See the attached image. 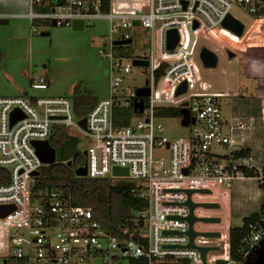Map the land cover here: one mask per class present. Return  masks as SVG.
Returning <instances> with one entry per match:
<instances>
[{"label":"built area","instance_id":"built-area-1","mask_svg":"<svg viewBox=\"0 0 264 264\" xmlns=\"http://www.w3.org/2000/svg\"><path fill=\"white\" fill-rule=\"evenodd\" d=\"M104 5L107 13L102 12ZM27 7L24 17L30 22L31 33L37 32L38 24L71 26L74 21L106 19L109 36L103 39L98 53L107 60L109 89L108 96L98 100L84 117L85 129L79 126L69 97H0V210L10 209L0 217V264H237L230 257L231 226L225 190L235 180L246 178L264 187V167L256 168L251 158L232 157L246 126L234 118L225 132L222 100L228 92L211 91L209 84L199 80L198 71L203 68L199 52L205 47L214 53L211 47H215L227 60L229 51L235 59L242 56L215 30H224L221 23L232 9L247 11L251 16L261 12L256 19L264 20V2L27 0ZM135 29L148 30L150 43L146 52L131 55L134 43L125 30ZM171 30L178 39L168 50L167 33ZM126 40L130 43L115 44ZM135 60L146 61L148 66H133ZM260 67L259 117L264 126V65ZM135 68L149 70L144 86L136 88L149 90L141 113L133 111L136 89L121 87ZM30 80L32 84H46L43 77ZM182 83H186V91L176 96ZM121 106L132 108L137 116L135 123L114 124ZM171 108L185 109L193 121L186 127L187 137L163 135L156 114ZM15 111L22 118L11 125L10 116ZM55 127L76 129L87 139L85 177L117 178L112 176V169L117 167L126 169L128 178L134 180L131 192L146 206L128 218L116 234L99 223L90 207L75 205L71 195L36 186L38 175L33 174L45 165L32 142L49 141ZM215 146L227 148L228 153L221 156L213 152ZM161 148L169 153L167 164L154 155ZM187 202L194 207L191 209ZM190 214L196 220L191 226L198 234L193 239L195 248L187 247L190 238L186 218ZM207 233L218 237L202 235ZM263 241L264 213L247 224L239 252L242 258L246 261L251 257ZM197 248L216 249L207 251L203 259Z\"/></svg>","mask_w":264,"mask_h":264},{"label":"rangeland","instance_id":"rangeland-1","mask_svg":"<svg viewBox=\"0 0 264 264\" xmlns=\"http://www.w3.org/2000/svg\"><path fill=\"white\" fill-rule=\"evenodd\" d=\"M27 11V0H0V13L14 15L7 18V25H0V97H19L23 93H27V99L71 97L75 86L83 85L93 97L106 98L109 89L107 60L101 57L98 51L103 47V39L109 36L108 21L104 18L85 21L80 30H74L72 26L37 25V32L33 34L29 20L22 16ZM231 16L248 30H245L244 36L237 38L226 30L217 28L216 33L224 36L221 38L222 41L231 44L238 50V54L244 56L252 55L248 49L253 46L264 48V34L261 32L259 34L251 28L255 24L253 16L240 9H232ZM262 23L264 24V21ZM42 32H47L49 35L40 36ZM125 33L132 37L134 43L129 54L137 55L146 52L150 43L148 30H125ZM118 37V35L114 36V38ZM12 38L26 40V55L23 58H9L8 42ZM213 44L219 45L216 42ZM211 49L216 50L218 66L215 69H199L198 78L201 82L209 84L212 87L211 91H225L227 87H230L227 83L233 86L238 81L237 74L242 70L243 60L235 59L234 56L228 61L223 51L215 47ZM257 61L258 65H264L263 57L259 56ZM32 77L37 79L43 77L47 82L43 85L32 84L30 80ZM148 78L149 70L135 68L124 78L121 87L124 90L142 88ZM234 93L237 94L235 90L230 94ZM237 99L222 100V114L225 118L233 113V104ZM241 99L252 108L249 113L256 118L260 110V100L255 92ZM136 119L137 116H133L131 123H135ZM256 120L259 119L256 118ZM180 121V117H162L156 120L163 126V135L167 138H181L189 135V129L183 128ZM67 133L79 139L78 149L83 155L88 146L87 139L81 137L76 129H68ZM250 137L257 146L264 148V127L260 123L253 127ZM212 151L221 156L228 153L227 149L221 146H215ZM154 155L164 163H168L167 150L156 149ZM261 156L264 160V151L261 152ZM111 180L134 183V180L128 177ZM230 186L225 190L229 205L230 226L238 228L242 226L245 218L260 212L264 204V187L258 186L256 181L242 182L240 180L231 183Z\"/></svg>","mask_w":264,"mask_h":264},{"label":"trees","instance_id":"trees-1","mask_svg":"<svg viewBox=\"0 0 264 264\" xmlns=\"http://www.w3.org/2000/svg\"><path fill=\"white\" fill-rule=\"evenodd\" d=\"M263 2L262 0H257ZM102 12L107 13L108 7L104 5ZM258 12L254 19L258 18ZM243 71H239L241 78ZM76 119H83L87 113L96 105L98 99L83 85L75 86L70 97ZM114 124L116 126H127L131 118L135 116L130 106H121L116 110ZM157 117H180L179 109L171 108L159 111ZM56 151V161L49 166H42L36 178L38 188L54 189L69 194L75 205L90 207L99 223L113 234H116L123 224L135 212L145 208L144 200L137 198L132 192V183L113 182L110 178L91 179L78 177L74 170L84 165V157L78 149L79 139L71 136L66 130L55 127L49 140ZM249 151L238 150L233 152V158L249 157ZM68 163L71 166H68ZM245 174L249 172L245 171ZM264 204L259 213L251 215L243 220L238 228H231L229 235L230 257L237 264L245 263L239 253L243 247L241 240L247 234L248 222L255 220L264 213Z\"/></svg>","mask_w":264,"mask_h":264},{"label":"water","instance_id":"water-1","mask_svg":"<svg viewBox=\"0 0 264 264\" xmlns=\"http://www.w3.org/2000/svg\"><path fill=\"white\" fill-rule=\"evenodd\" d=\"M264 2V0H262ZM8 20L0 18V25H7ZM83 21H74L72 22L71 26L74 30H80L83 28ZM134 25H138L137 22L134 23ZM51 26H55V22H52ZM221 27L230 32L232 35L235 37H241L244 32V25L236 20L234 17L231 15H228L223 22L221 23ZM194 28H196V25H194ZM49 33L47 32H42L40 33V36H48ZM177 34L174 30H171L167 33V49L172 50L176 43H177ZM130 41H117L115 44L120 46L124 44H129ZM248 51L256 56H263L264 54V48L263 47H253L249 48ZM26 55V40L24 38H12L8 42V56L11 59H18V58H23ZM228 59H231L234 57V53L231 51L228 52ZM199 59L201 61V64L203 68L205 69H215L218 64V58L215 53L210 51L209 49L203 47L201 48L199 52ZM133 66L136 67H146L148 66V62L146 61H138L135 60L133 61ZM186 83H182L179 88L177 89L176 96L182 95L186 91ZM149 95V90L148 89H136L135 90V99L132 102L133 105V111L134 113H141L142 112V106H143V98L147 97ZM139 99V101H137ZM126 103H129V101H126ZM186 104H184L185 106ZM179 115L182 117L180 121V125L183 128H186L190 122H193L189 115L188 112L185 109L179 110ZM11 125H13L15 122L20 120L22 118V115L15 111L11 114ZM79 126L83 129H85V119H81L78 122ZM32 146L35 149L36 155L39 158L40 162L45 165L49 166L55 163L56 161V151L55 149L51 146L49 141H43V142H32ZM83 156L85 157V152H83ZM68 166H71L70 163H68ZM74 174L78 177H85L86 176V168L85 166L79 167L74 170ZM33 175H38V172H35ZM112 176L121 178V177H128V172L126 169H121L114 167L112 169ZM190 194V192H189ZM187 205L192 209L194 206L187 202ZM10 209L5 208L4 210H0V217L4 216L6 213L9 212ZM186 220L189 223V230L187 232L190 241L188 244V248H195L193 245V239L196 237L198 234L192 232L191 226L196 220L192 217L190 214ZM204 223H213V222H218L217 220H202ZM204 237H218V234H202ZM198 251L201 254V257L204 259L205 254L209 250H214L216 248H197ZM217 264H223V262H218ZM244 264H264V241L257 247L256 249L253 250V255L249 258L246 259Z\"/></svg>","mask_w":264,"mask_h":264},{"label":"crops","instance_id":"crops-1","mask_svg":"<svg viewBox=\"0 0 264 264\" xmlns=\"http://www.w3.org/2000/svg\"><path fill=\"white\" fill-rule=\"evenodd\" d=\"M25 14H23L22 16L24 17ZM0 15L7 16V18H8V16H10V15L1 14V13H0ZM11 16H14V15H11ZM253 20H254L255 24L252 25L251 28L255 29L256 32H259V34H261V33L264 34V24L262 23L264 20L259 21V20L254 19V18H253ZM38 25H43V24H38ZM245 30H248V29H246L244 27V32H245ZM244 32H243V36H244ZM237 38H239V37H237ZM248 46H251V45L248 44ZM253 47H255V46H253ZM248 54H250V53L248 52ZM252 55L251 54L247 55V56L242 55L240 57H237V59L243 60V71H242V75H241L242 77L241 78L238 77V81L233 86H231L227 83V86H230V87H227L228 89H226V91H228V96H226L224 98H236V99L238 98V99L233 104L234 110H233V113L231 114V116H228L227 118H225L222 114V117H223V121H224V130L226 133H227L226 127L229 124V122H231L232 119L237 118V119L242 120L244 122L246 129L243 131V134L241 136V139L239 141L237 148H238V150L249 151V153H250L249 157H244V158H251V160H252L251 164H253L256 168H262V167H264V165H263L264 160L261 156V152L264 151V148L257 146L254 142L251 141V137H250L251 131H252L253 127L257 125V123H260L261 126L264 127L262 124V120L259 117L260 110L258 111L257 116H256V118H258L259 120H256V118H254V116L249 113L250 111H252V108L249 105L245 104L244 100L241 99L244 96H248L252 92H255L257 98H259V95H260L257 77H259L261 75V67H260V65H258V61H257L258 57L256 55H254V56H252ZM261 57H264V54ZM236 73H237V71H236ZM238 75L239 74H237V76ZM233 90H235L237 92V94H235V93L230 94L231 92H233ZM19 97H25L26 98L27 93H23V95L19 96ZM31 99H35V98H30V100ZM101 99H104V98H100L98 100H101ZM227 151H228V149H227ZM239 180L242 182L253 181V180L246 178V179L235 180L234 183L239 181Z\"/></svg>","mask_w":264,"mask_h":264},{"label":"flooded vegetation","instance_id":"flooded-vegetation-1","mask_svg":"<svg viewBox=\"0 0 264 264\" xmlns=\"http://www.w3.org/2000/svg\"><path fill=\"white\" fill-rule=\"evenodd\" d=\"M85 158V157H84Z\"/></svg>","mask_w":264,"mask_h":264}]
</instances>
